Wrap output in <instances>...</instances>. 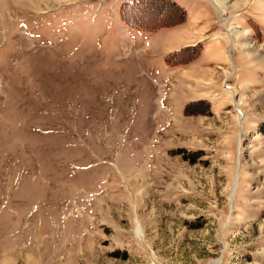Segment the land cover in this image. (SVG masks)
<instances>
[{
  "label": "rangeland",
  "instance_id": "rangeland-1",
  "mask_svg": "<svg viewBox=\"0 0 264 264\" xmlns=\"http://www.w3.org/2000/svg\"><path fill=\"white\" fill-rule=\"evenodd\" d=\"M0 264H264V0H0Z\"/></svg>",
  "mask_w": 264,
  "mask_h": 264
},
{
  "label": "bare ground",
  "instance_id": "bare-ground-1",
  "mask_svg": "<svg viewBox=\"0 0 264 264\" xmlns=\"http://www.w3.org/2000/svg\"><path fill=\"white\" fill-rule=\"evenodd\" d=\"M234 189H233V193H232V196L231 197H233V195L235 194V188H236V184H235V182H234V187H233Z\"/></svg>",
  "mask_w": 264,
  "mask_h": 264
},
{
  "label": "water",
  "instance_id": "water-1",
  "mask_svg": "<svg viewBox=\"0 0 264 264\" xmlns=\"http://www.w3.org/2000/svg\"><path fill=\"white\" fill-rule=\"evenodd\" d=\"M234 196V195H233Z\"/></svg>",
  "mask_w": 264,
  "mask_h": 264
}]
</instances>
